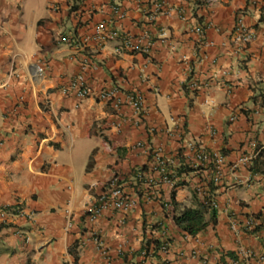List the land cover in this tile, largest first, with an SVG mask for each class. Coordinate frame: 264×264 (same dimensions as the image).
I'll return each instance as SVG.
<instances>
[{"label":"crops","instance_id":"0c3cea01","mask_svg":"<svg viewBox=\"0 0 264 264\" xmlns=\"http://www.w3.org/2000/svg\"><path fill=\"white\" fill-rule=\"evenodd\" d=\"M251 1L0 0V264H244L237 247L264 264V227L231 229L252 214L264 222V11ZM240 16L247 44L236 40ZM101 21L123 37L95 40ZM78 75L83 99L61 91ZM195 81L196 92L184 88ZM191 140L225 166L212 183L216 221L207 213V227L185 236L175 216L214 176L192 161ZM157 150L183 184L162 181ZM114 177L138 204L91 220ZM165 239L168 253L144 254Z\"/></svg>","mask_w":264,"mask_h":264},{"label":"built area","instance_id":"2783aa9c","mask_svg":"<svg viewBox=\"0 0 264 264\" xmlns=\"http://www.w3.org/2000/svg\"><path fill=\"white\" fill-rule=\"evenodd\" d=\"M251 2L253 4H258L260 6L259 9L261 11H264V0H252ZM161 6H162L161 4H158L157 8H160ZM114 10H115V13L118 15L117 17L118 19L125 17V13L120 10L119 5H115ZM196 31L201 32L202 29L197 27ZM235 32L237 34L236 40L239 41L240 43L247 44L252 39V34L250 33L249 29L246 27L242 16H240L237 19ZM121 37L123 36L121 35L119 29L113 28V27L109 28L108 24L105 21L99 22L96 26V34L94 36L95 40L109 41V40H116ZM128 38H129L128 36H125V39H124L126 42V47L129 48L131 51H135L137 48L131 44L130 42L131 38L129 39ZM61 41L68 42V43L72 42V40H70L67 36L61 37ZM117 52L121 53V51L118 49H117ZM35 67H37L35 71L37 75L35 76V78L37 76H42L43 74L42 67L39 66L38 64H36ZM189 88L192 91L198 89V83L195 81L189 84ZM61 91L63 93L73 92L77 97L82 98V99L89 96L90 94L89 86H87L83 75H78L70 83L61 87ZM101 97L103 99H109V98H112L113 100L115 99L116 103L120 102V100L116 98L117 97L116 91L114 90L106 89L102 91ZM127 102L137 112L140 113L143 111L144 99L141 93H134V94L128 95ZM186 147L190 151H193L194 153V158H192L193 162L194 161L202 162L208 159L212 161L213 171L215 172L214 182L218 183L220 180L221 172L223 171V168H224L223 156L219 152H214L212 155H209L208 152H206L205 150L199 149L196 143L193 141H189ZM155 156L159 163L158 170L162 174V181L169 183L173 188L177 187L176 184H177L178 179L173 174V172H171V170L167 168V163L169 160L164 158L161 155L160 150H157L155 152ZM242 160H247V158H244ZM192 189H193V193H195L198 199L202 203H204V205L207 208L211 210L213 208L218 207L214 194L208 191L203 183H195ZM99 200H100V205H96L94 208L90 209L91 220L93 221L97 220V218L101 215L103 210L114 209L118 211L128 212L138 204L137 199L128 195L125 189L123 188V186L118 183L117 177H114L110 180L109 184L107 185V189L105 190V192L103 193V195L100 197ZM251 224H252L251 221H248L246 223L247 227H251ZM232 227L236 229L234 225ZM99 247L101 248L102 253L104 255L109 253V250L106 247H103L102 243H99ZM159 249L162 252L167 253L169 251V242L168 241L163 242ZM192 254L193 255L196 254V251L193 250ZM250 255H252L251 251H248V252L243 251V256L248 257Z\"/></svg>","mask_w":264,"mask_h":264},{"label":"clouds","instance_id":"9594fccd","mask_svg":"<svg viewBox=\"0 0 264 264\" xmlns=\"http://www.w3.org/2000/svg\"><path fill=\"white\" fill-rule=\"evenodd\" d=\"M122 35V34H121ZM118 50H120L121 51V53H124V52H127V49L126 48H124L123 47V49L120 47V48H118ZM132 52H134V51H132ZM117 53H119V52H117ZM42 67V66H41ZM187 87V89L190 91V92H192V93H194V92H196L197 91V89L196 90H194V91H192V90H190V88H189V85H187L186 86ZM109 90V89H108ZM110 90H113V89H110ZM104 91V90H103ZM114 91H116L117 92V90H114ZM102 93V92H101ZM117 98V97H116ZM109 99H112V98H109ZM113 100V99H112ZM115 100V99H114ZM116 101V100H115ZM192 141V140H191ZM193 142H195V141H193ZM196 143V142H195ZM196 145H197V143H196ZM197 147L199 148V146L197 145ZM187 148V147H186ZM199 149H202V150H205L206 152H208L206 149H204V148H199ZM190 153L192 152V154H193V157L192 158H194V153H193V151H190L189 149H187ZM214 152H219V151H212V152H208V154L209 155H212ZM222 156H223V158H224V160H225V157H224V155L221 153V152H219ZM246 158V157H245ZM244 159V158H243ZM254 159V158H253ZM206 161H209V163H211V165H212V167H213V163H212V161L211 160H205V161H203V162H206ZM224 166H225V161H224ZM156 169L158 170L159 169V165H157V167H156ZM159 171V170H158ZM160 172V171H159ZM161 174V173H160ZM174 174V173H173ZM175 175V174H174ZM176 176V178L178 179L177 180V187L179 186V185H181V184H183V182H180L179 181V178L177 177V175H175ZM214 176H215V172H214ZM214 176L212 177V181L211 182H207V183H203V182H197V183H203L204 185H205V187H206V189L208 190V191H210L211 193H213L214 194V196H215V191H214V189H213V184L214 185H216L217 183H215L214 182ZM161 179H162V174H161ZM110 182V181H109ZM109 182L105 185V189H104V192H105V190L107 189V185L109 184ZM219 182H220V180H219ZM118 183L119 184H121L120 182H119V179H118ZM213 183V184H212ZM122 185V184H121ZM194 185V184H193ZM124 188V187H123ZM176 188V187H175ZM193 188V187H192ZM125 189V188H124ZM193 190V189H192ZM126 191V190H125ZM103 192V193H104ZM126 193L128 194V195H130L131 197H133L131 194H129L127 191H126ZM194 194V196L196 197V195H195V193H193ZM103 194H101L100 196H99V199H100V197L102 196ZM134 198H136V197H134ZM98 199V200H99ZM137 199V198H136ZM215 199H216V197H215ZM217 201V200H216ZM199 202H201L200 200H199ZM202 203V202H201ZM218 204V203H217ZM96 205H100V200L98 201V203L96 204ZM219 206V205H218ZM134 208V207H133ZM132 208V209H133ZM213 209H217L218 210V207H216V208H213ZM107 210H110V209H107ZM107 210H103L102 211V213H101V215H103V213L105 212V211H107ZM112 210H114V209H112ZM208 212L207 213H209V214H211V210L208 208ZM115 211H118V210H115ZM129 212V211H128ZM182 212V210L179 212V213H181ZM125 213H127V212H125ZM179 213H178V215H179ZM206 213V214H207ZM100 215V216H101ZM99 216V217H100ZM94 221H96V220H94ZM248 221H251L252 222V224H251V227H247V225H246V223L248 222ZM235 226L236 227V229L235 228H233L232 226ZM255 225H262L263 227H264V222H261L260 221V219L256 216V215H253L252 214V216H249V217H246V219H245V221L243 222V227H239V225L237 224V222L236 221H233L232 222V224H231V229L232 230H235L236 232L237 231H239V230H241V229H243L244 231H248V232H250V231H253V227L255 226ZM184 232V235L186 236H196V235H190L189 233H187V232H185V231H183ZM154 241L155 240H153V248L150 250V252H144V254L146 255V254H148V255H156V251H160V252H162L159 248H160V246H161V244L163 243V242H165V241H168L169 242V248H170V240H168V239H165L164 241H160L159 240V246H158V248H156L155 247V243H154ZM104 247V246H103ZM107 248V247H106ZM74 250V249H73ZM237 251H238V253L240 252V257L241 258H243V260L245 261L244 262V264H251V260L252 259H256V258H260V257H258V255H257V253L253 250V249H249V248H244V247H237ZM243 251L245 252H248V251H251L252 252V255H250V256H248V257H246V256H243ZM101 252H102V250H101ZM169 252V251H168ZM167 252V253H168ZM162 253H165V252H162ZM103 254V253H102ZM104 255V254H103ZM239 255V254H238ZM76 256V255H75ZM104 257L105 258H109V253L108 254H106V255H104ZM239 257V258H240ZM76 258H77V256H76ZM260 260H263V257L260 259Z\"/></svg>","mask_w":264,"mask_h":264},{"label":"trees","instance_id":"16d2710c","mask_svg":"<svg viewBox=\"0 0 264 264\" xmlns=\"http://www.w3.org/2000/svg\"><path fill=\"white\" fill-rule=\"evenodd\" d=\"M187 85H184V88ZM262 170L261 168L259 169ZM263 171V170H262ZM176 175V173H174ZM196 206H187L182 209V212L179 215L175 216V223L180 227L183 231L189 233L190 235H196L200 231L204 230L208 225V220L206 219V213L209 211L208 208L204 205V203L199 202L198 197L196 196ZM216 213L217 209L211 210V221H216ZM259 226L255 225L253 227V231L257 230ZM155 247L158 248L159 240H155ZM146 252H150V247H145Z\"/></svg>","mask_w":264,"mask_h":264},{"label":"rangeland","instance_id":"374dc122","mask_svg":"<svg viewBox=\"0 0 264 264\" xmlns=\"http://www.w3.org/2000/svg\"><path fill=\"white\" fill-rule=\"evenodd\" d=\"M31 39V34L29 33V35H28V38H27V40H26V42H29V40ZM180 228V227H179ZM180 230L181 231H183L181 228H180Z\"/></svg>","mask_w":264,"mask_h":264},{"label":"bare ground","instance_id":"6f19581e","mask_svg":"<svg viewBox=\"0 0 264 264\" xmlns=\"http://www.w3.org/2000/svg\"><path fill=\"white\" fill-rule=\"evenodd\" d=\"M37 68V67H36Z\"/></svg>","mask_w":264,"mask_h":264}]
</instances>
